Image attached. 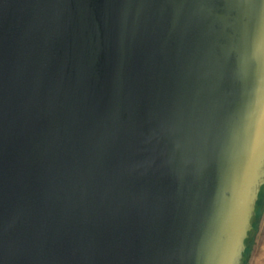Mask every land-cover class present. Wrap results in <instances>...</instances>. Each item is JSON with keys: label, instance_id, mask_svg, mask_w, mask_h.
I'll list each match as a JSON object with an SVG mask.
<instances>
[{"label": "water", "instance_id": "water-1", "mask_svg": "<svg viewBox=\"0 0 264 264\" xmlns=\"http://www.w3.org/2000/svg\"><path fill=\"white\" fill-rule=\"evenodd\" d=\"M262 38L264 0H0V264H245Z\"/></svg>", "mask_w": 264, "mask_h": 264}, {"label": "rangeland", "instance_id": "rangeland-1", "mask_svg": "<svg viewBox=\"0 0 264 264\" xmlns=\"http://www.w3.org/2000/svg\"><path fill=\"white\" fill-rule=\"evenodd\" d=\"M246 264H264V197L256 220V227L249 242Z\"/></svg>", "mask_w": 264, "mask_h": 264}, {"label": "trees", "instance_id": "trees-1", "mask_svg": "<svg viewBox=\"0 0 264 264\" xmlns=\"http://www.w3.org/2000/svg\"><path fill=\"white\" fill-rule=\"evenodd\" d=\"M263 197H264V186L262 187V190H261V193H260V198H259V200H258V205H257V215H256V218H255V220H254V228H253V230L251 231L249 238L247 239V249H246V252H245V258H244V262H245V264H246V256H247V252H248V250H249V242H250V240H251V238H252V234H253V232H254V230H255V227H256V220H257V218H258V216H259V213H260V207H261V202H262V200H263Z\"/></svg>", "mask_w": 264, "mask_h": 264}, {"label": "snow or ice", "instance_id": "snow-or-ice-1", "mask_svg": "<svg viewBox=\"0 0 264 264\" xmlns=\"http://www.w3.org/2000/svg\"><path fill=\"white\" fill-rule=\"evenodd\" d=\"M259 52H260L261 58L264 59V38H262V40H261V43H260V46H259ZM245 146L248 147L249 150H251V151H255L256 150V145L252 144L250 140H248L246 142Z\"/></svg>", "mask_w": 264, "mask_h": 264}]
</instances>
